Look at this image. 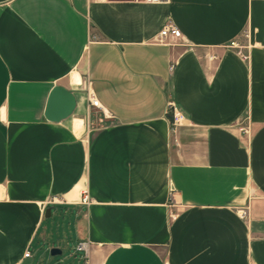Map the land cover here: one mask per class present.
Masks as SVG:
<instances>
[{"label":"crops","instance_id":"0c3cea01","mask_svg":"<svg viewBox=\"0 0 264 264\" xmlns=\"http://www.w3.org/2000/svg\"><path fill=\"white\" fill-rule=\"evenodd\" d=\"M53 211L72 264H264V0H0V264H64Z\"/></svg>","mask_w":264,"mask_h":264},{"label":"built area","instance_id":"2783aa9c","mask_svg":"<svg viewBox=\"0 0 264 264\" xmlns=\"http://www.w3.org/2000/svg\"><path fill=\"white\" fill-rule=\"evenodd\" d=\"M142 1L145 2V3H149V4H154V3L160 2L161 0H142ZM243 36L244 37H247L248 36V33L247 32H243ZM180 37H181L180 30L171 21L166 22L162 26V28H161V30L159 32L160 42H163V40L168 39V38L178 39ZM228 47L231 48V49H234L236 51V54L242 60H247L248 59V54L243 52V50L246 47L245 46H242L241 44H239L238 41H232V42H230L228 44ZM86 99H87V102H88L89 106H92V107H95L97 109L102 110V107L99 104L98 99L94 96V94L92 92L87 91ZM166 114L167 115H171V117L173 118V125L174 126L176 124H178L180 122L181 118H182L181 115L179 114V112H177L176 108L174 107V105L171 102H169L167 104ZM241 131L246 132L243 129H241ZM81 202L83 204H89L90 203V198L88 197V195L86 193H84L82 195ZM238 215L242 219L247 218L248 217L247 209H239L238 210ZM78 250H86V245L80 244L78 246ZM24 257L25 258L29 257V253L28 252L25 253Z\"/></svg>","mask_w":264,"mask_h":264},{"label":"water","instance_id":"95a60500","mask_svg":"<svg viewBox=\"0 0 264 264\" xmlns=\"http://www.w3.org/2000/svg\"><path fill=\"white\" fill-rule=\"evenodd\" d=\"M76 101L74 95L62 86H55L51 90L44 112V117L51 122H59L69 117L74 111ZM50 209L46 210V216H49ZM51 254H60L57 249L51 250ZM22 264H28L23 262Z\"/></svg>","mask_w":264,"mask_h":264},{"label":"rangeland","instance_id":"374dc122","mask_svg":"<svg viewBox=\"0 0 264 264\" xmlns=\"http://www.w3.org/2000/svg\"><path fill=\"white\" fill-rule=\"evenodd\" d=\"M48 224V225H47ZM48 230L54 237L59 236L63 245L62 255L56 256V258H63L64 264H72L75 257H79L80 253L75 250V237L73 235L72 221L69 216H66L64 211H60L57 214L54 213L50 218H47ZM57 242H55L56 244Z\"/></svg>","mask_w":264,"mask_h":264}]
</instances>
